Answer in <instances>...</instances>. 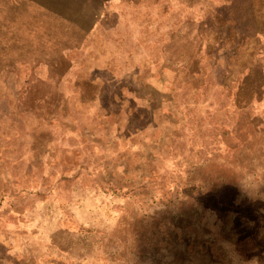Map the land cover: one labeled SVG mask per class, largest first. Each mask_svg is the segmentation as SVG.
Masks as SVG:
<instances>
[{
  "label": "rangeland",
  "instance_id": "1",
  "mask_svg": "<svg viewBox=\"0 0 264 264\" xmlns=\"http://www.w3.org/2000/svg\"><path fill=\"white\" fill-rule=\"evenodd\" d=\"M34 2L0 0V264H264V0Z\"/></svg>",
  "mask_w": 264,
  "mask_h": 264
},
{
  "label": "crops",
  "instance_id": "2",
  "mask_svg": "<svg viewBox=\"0 0 264 264\" xmlns=\"http://www.w3.org/2000/svg\"><path fill=\"white\" fill-rule=\"evenodd\" d=\"M21 2H32L35 3L34 0H20ZM91 2H93L94 0H44L45 4L44 6L41 8H43L45 11H49L48 8H54L55 10H59V12H64V11H78V10H87V7L85 6L86 4H89ZM48 2H55L54 4H50L52 6H50L49 4H47ZM57 18H59V20L62 22L65 21V18L62 17V15L56 16ZM95 24V23H94ZM93 26V25H92ZM95 27V25L93 26Z\"/></svg>",
  "mask_w": 264,
  "mask_h": 264
},
{
  "label": "trees",
  "instance_id": "3",
  "mask_svg": "<svg viewBox=\"0 0 264 264\" xmlns=\"http://www.w3.org/2000/svg\"><path fill=\"white\" fill-rule=\"evenodd\" d=\"M219 17H221V16H218L217 19H219ZM249 73H250V70L248 71L247 74H249ZM262 83H263V81H262ZM244 84H245V82H244ZM244 84H243V85H244ZM242 87H243V86H242Z\"/></svg>",
  "mask_w": 264,
  "mask_h": 264
}]
</instances>
